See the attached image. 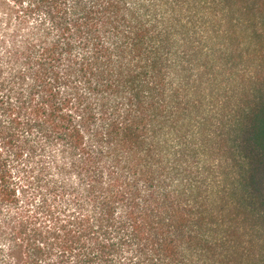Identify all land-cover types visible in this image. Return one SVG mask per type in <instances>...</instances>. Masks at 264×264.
<instances>
[{
  "label": "trees",
  "instance_id": "16d2710c",
  "mask_svg": "<svg viewBox=\"0 0 264 264\" xmlns=\"http://www.w3.org/2000/svg\"><path fill=\"white\" fill-rule=\"evenodd\" d=\"M263 44L264 0H0V264H264Z\"/></svg>",
  "mask_w": 264,
  "mask_h": 264
},
{
  "label": "rangeland",
  "instance_id": "374dc122",
  "mask_svg": "<svg viewBox=\"0 0 264 264\" xmlns=\"http://www.w3.org/2000/svg\"><path fill=\"white\" fill-rule=\"evenodd\" d=\"M260 47V46H259ZM263 50H264V44H263ZM256 64H258V65H263L262 67H263V69H264V59H261V61H257V63ZM260 75H261V78H262V86L264 87V71H263V73L261 74V73H259Z\"/></svg>",
  "mask_w": 264,
  "mask_h": 264
}]
</instances>
